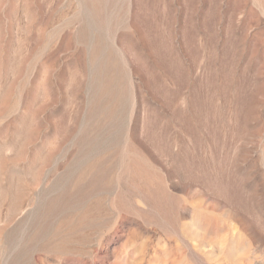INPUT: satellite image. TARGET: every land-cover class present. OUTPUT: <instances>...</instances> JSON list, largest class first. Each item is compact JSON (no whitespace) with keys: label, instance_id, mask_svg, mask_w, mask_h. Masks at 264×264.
I'll use <instances>...</instances> for the list:
<instances>
[{"label":"rangeland","instance_id":"rangeland-1","mask_svg":"<svg viewBox=\"0 0 264 264\" xmlns=\"http://www.w3.org/2000/svg\"><path fill=\"white\" fill-rule=\"evenodd\" d=\"M0 264H264V0H0Z\"/></svg>","mask_w":264,"mask_h":264}]
</instances>
